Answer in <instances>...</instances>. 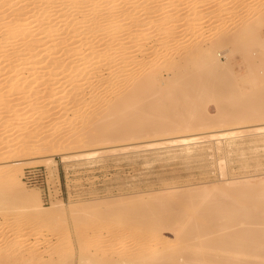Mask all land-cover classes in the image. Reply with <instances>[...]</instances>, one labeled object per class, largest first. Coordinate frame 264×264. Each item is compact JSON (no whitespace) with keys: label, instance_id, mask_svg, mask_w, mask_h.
I'll list each match as a JSON object with an SVG mask.
<instances>
[{"label":"rangeland","instance_id":"obj_1","mask_svg":"<svg viewBox=\"0 0 264 264\" xmlns=\"http://www.w3.org/2000/svg\"><path fill=\"white\" fill-rule=\"evenodd\" d=\"M206 1L207 2L203 0H180V2L183 3L178 2V6H176L179 7L180 5L179 9H182L180 11H184L182 13H179L180 11L175 12L176 9H174V7V10L172 9L170 4L173 6L176 4L172 3V0L167 3L168 6L167 4L164 5L166 8H170L166 9L169 13H167L165 18L171 16L172 18L169 19L178 18L179 21L182 19L183 21H181L184 23V26L186 25L187 29V31H184L186 34L183 33L182 30L179 35L178 29L180 30V28H178V26L182 28L183 26L181 25L183 23H176L173 25V30H170L172 33L169 38L166 39H169L168 42L172 43L169 44V46H172L171 49L168 46L169 48L165 49L166 51H156L158 50L157 48H162L160 45L152 48V51L149 50L151 53L149 51L140 52L141 49L138 50V47L142 44L144 45H142V49L146 46L145 42L147 43L149 40L153 41L154 36L155 39L158 38V30H156L154 26L156 24L154 21L159 19L157 17L158 11L156 15L154 14L149 18L151 23H143V26L146 25L144 27L145 30L142 25L139 26L140 29L142 28L145 32L146 30L148 31L151 26L154 32L151 31V34L147 33V35H145L146 33L142 31L144 36H141L142 32L140 34L137 32V39L139 40L140 38L138 42L140 43V41L143 40L139 45L135 43L137 40L136 33L135 35L134 33L132 34V38V35L128 37V29L123 27L122 30H120L122 32H119L120 36L123 37V35L126 34L127 37L130 38L127 39L124 36L125 38L123 40L125 45H128V43L131 45L132 42L135 43L138 47L132 43L136 49H133V46H131L132 49L130 52L133 54V51L138 50V54L135 52V54L138 55L136 59L141 60L140 63L144 66L146 65L143 69L144 66L142 64L139 65V61L135 60L136 62H134L133 65L130 64V66L132 65V70L135 71L138 68H142L141 70L143 71L148 67L151 69V67H156L158 65L161 67L162 63L165 64L168 60L170 61L168 57L170 54H172L170 56L173 58V56L176 57L178 55V52L182 54V51L185 52L194 44L208 46L216 42L215 40L220 36H229L230 34V37H232V33H235L238 28L241 29L245 23H252L253 25L254 22L253 26H256V22L250 20L251 15L248 14L250 15L248 17L246 13L251 11L255 12V10H259L260 7L261 9L263 8L262 11H264V0H237L233 4L229 3L228 0H215L212 1V4L211 1ZM244 1H250L251 4L249 2L246 5L251 6L241 8L240 3ZM155 2V5L152 2L153 4L151 3V6L154 5L152 7L159 9L162 2ZM226 3L230 5H226ZM235 4L237 5L235 6ZM226 6L227 9L225 11L224 7ZM219 7L223 10V12H220L222 13L221 15L211 18L209 14H206L213 10L212 8L216 10ZM132 8L134 9V7H130L129 10H133ZM135 8V10H138V8L141 7ZM163 10H165V8H163ZM169 10L173 11V13ZM141 13L142 12H140V17L138 16L135 18L138 21L144 22L145 20ZM175 13L178 14L176 15ZM172 14L177 17L175 18ZM242 16L243 18H241ZM246 18L249 19L245 20ZM196 20L201 21V26H195ZM134 21L135 19L127 18L122 21V24L124 26ZM159 21L160 20L157 22ZM184 21L187 23L189 22V24H186ZM125 22L127 24H125ZM193 22H195V24ZM257 25L258 28L260 24L258 23ZM262 25L259 29L256 28L258 31L255 30V34L254 32L252 34L245 33L249 35L248 37L246 35L247 39L242 35L239 37L241 39L238 38L239 41H237L238 36L236 37V34L239 32L237 31L234 34L236 39L235 42L232 41L230 43L231 45L227 43V45H222L224 48L222 46L221 48H216V50H221H218L217 54L218 60H220L219 62L221 65L225 62V67H227L228 64L230 72L228 73L229 70L225 72L227 68L225 70V67L223 68L222 66V69L220 68V70L218 69L217 71L222 72L224 70L223 72H225L224 74L227 76L226 81L228 80V83L231 82L229 79L236 77L234 80H236L235 82L238 81L237 86L239 84L241 88L243 87V89L245 88L248 90L249 84H247V76L245 74H247L249 70L248 64H252L250 61H254V63L258 61L259 63L256 52L257 48H255L256 45H253V43L258 37L257 34H259V32L258 38H264V24ZM187 26L191 29L187 28ZM147 27L149 28L146 29ZM123 30L124 34L122 35ZM256 31L258 33H256ZM253 34L256 37L255 39L254 37L252 39ZM146 37L148 41L145 40ZM242 37H244V40ZM248 39L250 41L252 39L253 43L247 41ZM128 40L129 42L126 44ZM131 40L133 41L131 42ZM232 43L234 44L232 45ZM231 47L232 49L230 50ZM174 53L175 55H173ZM227 55L229 58L226 57ZM190 57H185L187 62L185 58L182 57L183 60L182 58V61L180 60L181 63H183L182 65L184 66V64L187 63V66H185L187 67V71L190 68L189 71L191 72L199 71V69L195 67L200 61L199 57L196 58V56H194L196 59L189 60ZM226 58L228 59L227 64ZM143 59L147 61H145L146 64L143 63ZM123 63L119 64L122 65ZM188 65L190 67H188ZM135 66L139 67L137 68ZM260 67L261 66L258 64V68L261 69L260 74H262L264 71ZM164 68L166 69V67L163 66V69ZM147 70H149V68ZM138 71L136 70L133 72L134 74L136 73L135 76L132 75L135 80L146 73V71ZM164 71L161 70V75L159 76V78L161 77L158 81L160 86L166 87V83L168 85L169 81L171 82L169 86H176L171 80V72L169 73V70L168 72L167 70ZM229 74L232 77H229ZM123 80L125 84L127 83L126 79H121L120 86L126 89L125 84L122 85L124 83H122ZM122 88H119L120 91L123 90ZM167 89H169L168 86L165 89L162 88V90L165 91ZM171 89L173 90L175 87ZM150 91L152 92L154 90L150 89ZM179 91L177 93H180ZM151 92L147 90V92L144 93L147 100L154 95L149 99L152 100L151 102H158L156 103L158 104L157 106L165 105L167 99L162 102L159 100L160 94H156L155 91L150 94ZM184 92H182L183 99L177 94V98L179 96V105L177 104V107H180L182 101V104H184L185 101L191 100V98L187 100L188 96L190 97L191 95L187 94L193 91H186V93L188 92L186 94L187 97H185L186 95H184ZM194 93L196 92L194 91ZM194 93H192V95ZM196 94L193 95L196 99L191 96L192 99H199L196 97ZM12 95L14 96L15 94H8L5 97V102L12 103ZM213 95L214 96L208 99L205 98L201 100L202 104H205L204 109H206L205 112L209 117H213V119L217 117L216 119H218L221 117L224 110L226 111L229 109L233 112L236 110L241 116H243V114H241L242 112L246 114V111L242 108L243 105L241 106L240 103H237V105L236 103L226 101L219 92ZM143 96L141 100L138 99L140 101L137 100L136 106L139 107L140 104L141 108H144V106L150 102L147 101L146 103V100H143L146 97L144 98ZM38 99H43L42 95H38ZM154 99H157V101L154 102ZM190 102H192V100ZM138 107H135L133 111L141 109L140 107L138 109ZM58 108L56 107V103L52 102L38 111L30 110V112L23 113L22 119L19 121H9L7 118L10 117V112L3 106H0V131L9 130L10 132L6 135L2 133L0 137V166H17L19 168V176L23 181V187H25L24 189L26 190L25 192L36 195L45 210L44 213L34 215L29 209L15 208L11 203L7 204V209L2 210L0 208V260L2 256L7 253L21 251L25 253L28 247L32 250L30 256L26 254L23 255V257L7 260L3 264H192L194 261H196L195 264H263V262H261L263 261L262 258H249L242 245H235L237 246V251H234L232 248L233 251H230L224 249V243L227 241L228 234H231L234 230L236 231L237 228L240 229V226L242 228V226L247 224L244 227L249 226L251 228L264 229V194L260 195L264 191V133H255L251 130L221 138L218 141L208 142L199 140L195 144L192 143L184 147L174 144H166L157 147L138 146L125 150L102 151L89 157L76 159H66L62 157V154L84 152L91 149L104 148L105 146H119L127 143L143 144L149 140L153 141V139L156 140L161 137H170L180 134L184 136L186 134L191 135L195 133L206 134L212 130L223 131L239 125L247 128L259 121L253 118L252 120H242L243 117L240 118V115H237L240 119L237 120L236 117L233 123L231 122L227 125L219 123L214 127L210 125L211 127L208 128V125H206V128H203L205 126H199L197 129L186 132L173 131L162 134L147 132L144 133L145 135L143 136L140 135L138 138L132 137L131 139H123L111 133L112 135L107 141L91 142L89 140L91 131L88 130V127L91 128L93 126L95 114L92 115L90 112L87 113L90 114L87 118L81 117V119L77 118L71 120L69 118L70 112L62 115L60 114L61 110L59 111L60 108ZM161 108L159 107L158 109ZM237 109L242 111H237ZM174 110L173 112H177L178 108L176 109L175 107ZM45 111H48L47 113L51 112L52 114L48 115L47 118L36 121L35 118L37 116L41 117L47 114ZM153 117L155 118L153 119ZM124 118L125 120L123 118H121V120L118 119V123H128L129 120L127 119H129V117ZM2 119L3 121H1ZM149 119L151 120L149 122H152L151 125L153 126L159 122L160 117L158 115H151ZM153 122L155 123L153 124ZM37 130L43 132L36 136L32 135ZM21 140H23L22 144L20 143L22 142ZM41 141L53 144L45 149V151L30 148L29 151L19 155L21 152L19 147L21 148L22 145L29 146ZM19 143L21 145H19ZM28 174L36 176L35 182L33 180L27 181L26 176ZM246 179L250 184L253 183L254 186L249 184L251 186L250 188V186L247 185L248 182ZM240 180L242 182H240ZM235 183L237 186H235ZM248 191L251 195L246 194ZM260 191L261 193L258 194ZM61 201L64 204L63 208H58L56 210V208H54L55 205H58ZM167 204L170 206L172 205V207L169 206L170 209H172V212L170 210L171 213H169V207L166 206ZM157 208H159V210ZM160 208L162 209L160 210ZM131 209L138 211L139 215H143V218L146 217L145 220L143 219L144 224L141 225H147L149 221L152 223V220L153 223L157 222L155 217L153 218L154 213L152 214V210L149 211V209H153V212L160 211V213L157 214H161V217L164 219L159 221V230L156 231L155 234H150L149 231L147 232L146 230L143 231V228H141L143 226L138 225L140 224V220L137 221L138 219L131 217L129 211ZM113 210L114 213L115 211L117 212L113 215V218H111L112 221H109L108 218H103L106 211L108 213L113 212ZM162 213L165 214L163 215ZM235 217H238L239 220L241 219L243 223L240 225V223L237 222V224L234 225V222H232V224L229 223L224 226L226 218L227 220H233ZM146 222L147 224H145ZM187 224H192L191 226L188 225V227L192 229L198 226L196 230H198L199 233H194L195 231L191 229L193 232L191 235V231L190 233L187 232L189 229L187 230L186 227H184V225ZM193 224L196 225L194 226ZM122 227H130L133 231L132 236L121 237L122 235H119V230L114 231ZM262 238L264 239V236H262ZM205 240L206 243L210 241V243L208 242L209 245L207 243L208 247L202 245L205 243ZM227 248L229 249L230 245L229 247L227 246ZM208 258H212V261L209 260L208 262Z\"/></svg>","mask_w":264,"mask_h":264},{"label":"bare ground","instance_id":"obj_2","mask_svg":"<svg viewBox=\"0 0 264 264\" xmlns=\"http://www.w3.org/2000/svg\"><path fill=\"white\" fill-rule=\"evenodd\" d=\"M155 1L158 2L160 1L159 3L162 2L160 7L158 6L159 9H156V7H152L156 3ZM203 1L207 2L206 0ZM210 1L212 4V1L215 0H208V2ZM236 1L237 0L235 1L228 0V2L231 4H233ZM152 2L155 3L154 5L151 6ZM168 2H171V0H0V106H3L4 108H6L8 112H10V115L8 114L10 117L7 119L9 121H19L22 119L23 113L30 112V110L38 111L45 105L55 102L56 107L60 108V109L58 108L59 111L61 110L60 114L63 115V114H68V112H70L69 118L71 120H75L77 118L81 119V117L87 118L90 116V114L92 115L95 114V119H94L95 122L93 126L91 124L92 127L91 128L88 127V130L91 131V137L89 138L91 142L107 141L112 134H114L115 136H119L120 138L123 139L124 138L131 139L132 137L138 138L140 137V135L143 136L145 135L144 133L147 132H152L155 134L156 133L162 134L165 132L168 133L173 131L186 132L189 130L197 129L199 126H205L203 128H206V125H208L207 126L208 128L211 127L210 125H213L212 127H214L219 123L227 125L231 122L233 123L236 117L237 120L243 117L242 120L243 119L252 120L253 118L259 121L253 124L252 126H248L247 128H245L242 125L225 129L223 131H218V130L209 131L210 130L209 128L208 130L209 132H207L206 134L205 133H195L191 135L186 134L187 136L180 134L170 137H161L156 140L153 139V141L149 140L147 142H144L143 144L127 143L123 145L121 144L119 146L116 145L109 147L105 146L104 148L91 149L84 152H73L70 154H62V157L66 159L89 157L102 151L125 150L138 146L157 147L166 144L169 145L174 144L184 147V146H189V144L192 143L195 144L199 140L208 141V142L218 141L221 138H226L234 134H238L244 131H251V130L255 133H264V121H260V120H264V87H263L264 73L260 74L261 69L258 68V64H259V66H261L260 68H262L264 71V38L263 39L258 38L260 32L259 34H257L258 35L257 38L254 36L255 34L254 31L259 29V27H261V25L264 24V11H262L263 8L261 9L260 7L259 10L257 11L255 10V12L251 11L252 13L251 12L246 13V15L248 14L251 15V16L248 15V17L250 16L251 18L250 20H254L256 22L255 23L256 26H253L254 25L253 21H252L253 25L252 23L251 24L243 23L245 26L243 25L241 29L238 28L240 30L236 29L239 32L235 31V33L237 32L236 37L238 36L237 41H239L238 38L242 35H244L245 39H247V37L249 36L247 34H252L253 32L254 34L252 35V39L253 37L254 39L256 38L254 43L252 39L251 41L249 39L247 40L252 42L253 45L254 44L256 45L255 48H257L256 52L259 59V63L257 61L258 64L254 63V61L252 62L250 61V63H252L251 65L248 64L249 70L247 74H245L247 76L246 79V81L248 82L247 84H249L248 90H246L245 88L243 89V87L241 88L239 84L237 86L238 81L235 82L236 80H234L236 79V77L234 78L230 74L229 77H232V79L229 80H231L232 83L231 82L228 83V80L226 81L227 76L224 73L229 70L228 68L229 66L227 64L228 63L227 58L229 57L228 55L226 56L227 67H225L226 66L224 64L225 62L221 65V63L219 62L220 60H218L217 57L219 49L216 50V48L218 47L221 48L222 45H227V44L231 45L230 43L232 41L235 42L236 41L234 35L235 33H232V37H230L231 36L230 34L229 36H222V37L220 36L221 38L219 37L217 40H215L216 42L208 46H201L194 44L195 46L193 45L185 52L182 51V54L181 52H178L177 55V53L175 52L177 56L176 57L173 56V58H171L170 55L172 54H170L168 56L170 61L169 60L167 61L166 59L167 62H165V64L164 63L161 64L162 69L158 65L159 67L154 66L151 67V69L150 67H148L149 70H147L148 69L147 68L142 71L141 70L142 68L139 69L138 68L139 66L138 67L135 66L141 72H145L147 70L142 77L140 76V78L138 79L136 78L137 80H135L132 75L135 76L136 73L134 74L133 72H135L136 70L138 71V69L133 71L131 68L134 62H136L135 60H138L136 59V56L138 55H136L135 52L137 53L139 49H141L140 52L143 51L148 52L149 50L152 51V48L157 47L159 45L160 47L162 46V48L160 49L157 48L158 50L156 49L154 50L161 51L168 49L169 47L171 49L172 45L169 46V44L172 43L168 42L169 39L166 40L167 38H169L170 34L172 33V31L170 30L173 28V25H175L176 23L178 24L183 23L182 19H181L182 21L181 20L179 21L178 18L169 19L172 18L171 16L169 18L168 17L165 18L167 13H169L168 10L166 11V9H168L169 7L166 8L164 5H166ZM178 2L183 3L180 2V0H172V3H176V4H174L175 6L170 4L172 6V9L173 7L174 9H176L175 12L182 10L181 8L179 9L180 5L179 7H177ZM249 2L250 1H244L240 3L241 4L240 7L241 8L248 6L250 7L251 5H246ZM227 3L226 5L229 6L230 4ZM236 5L237 4H235V6ZM130 7H134V9L132 8L133 10L130 9L131 10L130 11L129 10ZM135 7H141V8L135 10L136 9ZM163 8H165V10H163ZM212 9L213 10L210 9L211 11L209 13H206L209 14L211 18L221 15L222 13L220 12H223V10H221L222 8L220 9V7L217 8L216 10H214V8ZM224 9L226 11L227 6L224 7ZM157 11L159 15V16L157 15V17L159 18L158 20L160 21L157 22L158 21L157 20L154 21L156 22V24L154 22L153 23L155 24L154 26L156 30H158L159 36L157 34L158 38L155 39L154 36L153 41L149 40V42L147 43L145 42L146 46L143 49L141 48L144 46L143 44H142L143 46L141 45L139 46L140 47L139 48L137 45L143 42V40H141L139 43L138 41L140 40V38L138 37L139 40L137 39L138 36L137 32H139L140 34L143 31V29L141 28L142 29L141 30L139 26L142 25V27L144 28L146 25L144 24L145 26H143V23L145 22L151 23V20H149V18H151L154 14L156 15ZM140 12H142L141 15L143 14L142 16L144 17L145 20L144 22L138 21L135 18L138 16L140 17ZM170 12L173 13V11ZM182 12L184 11H180L179 13ZM175 14L177 15L178 13ZM192 14H193V10H192ZM172 16H174L175 18L177 17L173 14ZM127 18L135 19V21L133 23L130 22L128 25L123 26L122 21H124ZM241 18H243V16ZM247 19L249 18H246L245 20ZM126 22L125 24L128 23ZM185 23L189 24V22L188 23L185 22ZM193 23L195 24V22ZM258 23L260 24V26L257 28ZM196 24L195 26L198 25L201 26V21L196 20ZM181 26L183 27L181 28L178 26V28H180V30L178 29L179 35H180V31L183 30V33H185L184 31H187L186 25L184 26V23ZM188 26L187 28H190ZM123 27H126L128 29L127 31L128 37L133 33L134 35L136 33L137 40L136 42L134 40V42L138 44L136 45L135 43H133L132 42L133 40H131V42L138 47V50L133 51L132 52L133 54H131L130 51L132 48L133 49L136 48H134L132 43L131 45L128 43L129 40L126 42V44L128 43V45H125V42L123 40L125 37L127 39H130L127 37L126 34H124V30L126 28L123 30L122 33V35L124 34L123 37L120 36L119 32H122L120 30H122ZM148 28L149 27H147L146 29ZM150 29L151 26L148 29V31L147 30L146 32L143 31L146 33L145 35H147V33L151 34V31L153 32V30ZM257 31L256 33H258ZM142 33L141 36H144V33L143 35ZM183 33L181 32L182 35ZM132 37L133 35L131 36V38ZM242 39L244 40V37H242ZM145 40H147V37ZM233 44L234 43H232V45ZM131 46L133 47L131 48ZM231 49L232 47L230 48V50ZM175 53L173 55H175ZM194 56H196V58L199 57L200 59V61L198 59L199 63H197L198 61L196 62L197 66H195L199 69V71L191 72L189 71L191 68L187 71L186 70L187 67H185L187 66L186 65L187 63L184 64L183 66L182 65L183 63H181V61L185 57L186 58L190 57L189 60L190 59L193 60L195 58ZM186 58L185 61L187 62ZM138 61L139 63L141 62V60ZM145 61L146 60H144L143 62L144 64H146ZM119 63H123L122 64L123 66ZM130 64L132 65L130 66ZM141 64L142 63H140L139 65ZM163 66L166 67V69L165 68L163 69ZM221 66L223 68L225 67L224 68L225 70L227 68V70L225 72H223L224 70L222 72L217 71L218 69L220 70ZM145 67L146 65L143 67V69ZM188 67L190 66L188 65ZM161 70L163 71L167 70V72L169 70V73L171 72L172 74L171 80L176 86H172V85H170L171 87L169 86L171 82L169 81L170 79L168 77L169 82L168 85L166 83V87L168 86L169 89H167L166 91L162 90V88L165 89L166 87L164 86L165 87L164 88L160 86L158 82L159 79L161 78V77L159 78V76L161 75ZM229 72L230 70L228 71V73ZM121 79H126L127 85L125 84L124 80L122 81V83L124 82L122 85L125 84L126 89H123L124 87L122 88V86H120ZM175 83H177L178 85ZM120 87L123 89L122 91H120L119 89ZM174 87L175 89L172 90L171 88ZM150 89L154 90L156 94L157 93L160 94L159 100H161L162 102L165 99H167V102L165 103V105H163L164 107L157 106L158 104L156 103L158 102L153 103L151 102L152 100H149L154 95H152L147 100V97L144 95V93H146L147 90L151 92ZM154 91L152 92L154 93ZM178 91L180 93H177ZM186 91H193L192 93H194L195 91L197 94L196 93L194 94H196V97H198L200 100L198 98H197L198 100L192 99L191 96H193L194 94L193 95L192 93L187 94L188 92L186 93ZM152 92L150 94H152ZM182 92L185 93L184 95L191 94L190 97L188 96L187 100L191 98L192 102H190L191 101L190 100L187 102L185 101L186 104L185 103L182 104L183 102L182 101L180 107H177L179 96L182 97ZM217 92H219V94H221L226 101L236 104L240 103L241 106L243 105L242 108L246 111V114L242 112L241 114H243V116H241L240 113L236 112V110L233 112L229 109L226 111L224 110L221 117H219L218 119H216L217 117H215V119H213V117H209V115H207L205 112L206 109H204L205 104L203 105L201 100L205 98L208 99L209 97L214 96L213 94ZM8 94H15L14 96L12 95L13 96L12 103L5 102V97ZM177 94L179 95L178 98H177ZM38 95H42L43 99L41 100L38 99ZM187 95L185 97H187ZM142 96L144 98L146 97L145 99H143L146 100V103L147 101L150 102H148L149 104L148 103L146 105L144 104L145 105L144 108H141L139 104V107L141 108L139 109V107L136 106V103L138 99L140 100L142 99ZM183 98L184 97H182V99ZM155 101H157V99L156 100L154 99V102ZM135 107H138L139 110L138 111L134 110L135 111L134 112L133 109ZM157 107L158 108L163 107V108L158 109ZM175 107L176 109L178 108L177 112H173L175 111L174 110ZM237 111H242V110L237 109ZM47 112L45 111V113ZM51 114L52 113L50 112L47 113L46 115H42L41 117L37 116L35 120L36 121L42 120L44 118H47L48 115ZM151 115L153 116L158 115L160 117L159 122H157L156 124H154L155 122H153L154 124L153 126L151 125L152 122L151 123L149 122L151 121L149 119ZM237 115L238 116L240 115V118H238ZM124 117H129V119H127L129 120L128 123L126 124L118 123V119L121 120V118H123L125 120ZM154 118L155 117H153V119ZM1 121H3V119ZM3 131L2 132L0 131L1 132L0 137L2 133L4 135L10 133L9 130H5L4 132ZM42 132L37 130L32 135L36 136L38 134H41ZM21 141L22 142L20 143L22 144L23 140ZM20 143L19 145H21ZM52 144L53 143L41 141L29 146L22 145L21 148L19 147V150L21 152L18 153L19 155L23 154L29 151L30 148L45 151V149L50 147ZM19 174H20L19 168L15 165L0 166V186H1L0 208L2 210L7 209L6 208L7 204L11 203L15 206V208L29 209L30 211L33 212L34 215H39L41 213H44L45 210L42 207L41 203L39 202V198L34 194L25 192L26 190L24 189L25 187H23V181L21 180ZM240 182L242 181L240 180ZM249 184L250 183L248 182L247 183L248 186L253 185V183H251L250 185ZM235 186H237V184ZM260 193L261 191L258 192V194ZM246 194L251 195L249 191L246 192ZM263 194L264 191L260 195ZM63 206L64 204L61 201L59 202L58 205H55L54 208H56L57 210L58 208H63ZM166 206L169 207L170 205L167 204ZM170 207H172V205ZM170 207L168 208L169 213L172 212V209H170ZM157 209L159 210V208ZM161 209L162 208H160V210ZM150 210H152L151 211L152 214L154 213L153 218L155 217V220L157 222L153 223L152 220V223L151 221L148 222L149 224H147L146 222L145 224L147 225H141L144 224V220L146 217L143 218L142 217L143 215L142 216L139 215V212L136 211L135 209H131L129 211L131 217L133 218L135 217V219H138L137 221L140 220L139 221L140 224L138 223L137 224L139 226H143L141 227L143 228V231L146 230L147 232L149 231L150 234H155V232L159 230L158 229L159 221L164 218L161 217V214H157L160 213V211L153 212V209H149V211ZM116 212L117 211H115V213ZM115 213L114 210L113 212H108V213L106 211L103 218L105 219L108 218L109 221H112L111 218H113V215ZM162 214L164 215L165 213ZM236 220H239V218L235 217L233 218V220L232 219L227 220L226 218V221L228 222L225 221L224 226L228 225L229 223L232 224V222H234V225L237 224V222L240 223V225L241 223H243L241 219L239 221ZM188 225L191 226L192 224L184 225V227H186L187 230L189 229V231L187 232L190 233L191 231L190 233L191 235L193 233L192 230L195 231L194 233L196 232L199 233V231L196 230V228L198 229V226H195L196 224H193L195 226V228L193 227L194 229L188 227ZM244 226H242V228L240 226V229L237 228L238 230L236 229V231L234 230L235 232L232 231L231 234H228L229 236L227 237V241L224 243L225 244L224 249L230 251L233 250L237 251L236 250L237 246L235 245H242L245 251L247 252L246 254L249 258L251 259L252 257L254 258L258 257L260 259L262 258L263 261L261 262H263L264 264V239L262 238V236H264V229L254 228L253 226H252L253 228L249 226L247 227ZM117 230H119L120 233L119 235H122L121 237H131L133 233L130 227H122L121 229H116L114 231ZM208 242L210 243V241ZM205 243L202 245L203 246L206 245L204 247H208L207 243L206 244ZM226 244L228 247L230 245L229 249L227 248ZM27 249L28 250L25 251V253L22 251L7 253L6 255L2 256L0 260V264H3L5 263V261L16 257L18 258L21 256L23 257V255L26 254L30 256L32 250H30L29 247ZM212 258L211 259L208 258L207 259L208 262L209 260L212 261ZM195 262L196 261H194L192 264H195Z\"/></svg>","mask_w":264,"mask_h":264},{"label":"built area","instance_id":"obj_3","mask_svg":"<svg viewBox=\"0 0 264 264\" xmlns=\"http://www.w3.org/2000/svg\"><path fill=\"white\" fill-rule=\"evenodd\" d=\"M26 179H27V181L33 180V181L35 182V180H36V176H33L32 174H28V175L26 176Z\"/></svg>","mask_w":264,"mask_h":264}]
</instances>
